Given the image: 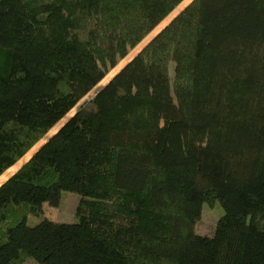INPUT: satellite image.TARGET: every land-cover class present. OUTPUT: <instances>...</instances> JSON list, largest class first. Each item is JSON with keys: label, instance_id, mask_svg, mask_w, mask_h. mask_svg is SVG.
Listing matches in <instances>:
<instances>
[{"label": "trees", "instance_id": "trees-1", "mask_svg": "<svg viewBox=\"0 0 264 264\" xmlns=\"http://www.w3.org/2000/svg\"><path fill=\"white\" fill-rule=\"evenodd\" d=\"M184 1L0 0V178L37 147L0 264H264V0H193L98 87Z\"/></svg>", "mask_w": 264, "mask_h": 264}, {"label": "rangeland", "instance_id": "rangeland-1", "mask_svg": "<svg viewBox=\"0 0 264 264\" xmlns=\"http://www.w3.org/2000/svg\"><path fill=\"white\" fill-rule=\"evenodd\" d=\"M193 0H185L151 35L139 46L137 47L125 60H123L120 65L113 70L110 75L102 81V83L98 86H103L107 84L119 70H121L141 49L145 46L157 33H159L165 26H167L170 21L177 16L187 5H189ZM98 87L87 97L89 99L94 93L97 91ZM72 112L70 115H73ZM57 129V128H56ZM55 129V130H56ZM53 130L47 137H49L53 132ZM46 137V139H47ZM44 139L42 143L46 140ZM40 145V144H39ZM38 145V146H39ZM37 147H35L25 158L18 162V164L12 167L10 170L7 171L4 176L0 178V186L7 181L9 176L14 174L26 161H28L35 151ZM81 201V195L71 192L65 191L62 193L61 202L57 207H52L48 203L44 204V217L49 218L58 223H74L77 222V208ZM217 208H212L209 205H205L202 213V217L200 222L198 223L197 229L198 233L202 235H211L218 222V218L220 216V210ZM222 211V210H221ZM42 221L41 217H36L30 215L28 217V224L34 226L39 224ZM24 264H41L34 258H29L25 261Z\"/></svg>", "mask_w": 264, "mask_h": 264}]
</instances>
